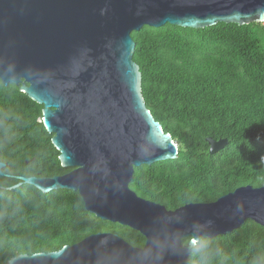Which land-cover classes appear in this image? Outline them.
I'll use <instances>...</instances> for the list:
<instances>
[{
    "label": "water",
    "instance_id": "95a60500",
    "mask_svg": "<svg viewBox=\"0 0 264 264\" xmlns=\"http://www.w3.org/2000/svg\"><path fill=\"white\" fill-rule=\"evenodd\" d=\"M220 21L263 22L264 0H0V79L43 104L60 161L72 167L51 176L20 175L8 188L26 182L44 192L77 190L87 210L146 238L138 246L117 231L98 230L56 250L19 253L7 264H192L200 236L229 233L248 218L264 226V184L176 208L130 185L137 166L179 151L144 99L132 31ZM206 140L211 153L228 142ZM4 166L0 161V173Z\"/></svg>",
    "mask_w": 264,
    "mask_h": 264
},
{
    "label": "trees",
    "instance_id": "16d2710c",
    "mask_svg": "<svg viewBox=\"0 0 264 264\" xmlns=\"http://www.w3.org/2000/svg\"><path fill=\"white\" fill-rule=\"evenodd\" d=\"M132 37L146 104L179 151L176 158L137 166L131 187L176 208L264 184V21L205 27L166 22L143 25ZM42 117V103L0 79V264L98 230L117 231L143 246L140 231L90 212L77 190L44 192L26 182L8 188L20 175L72 168L62 165ZM207 136L228 142L211 153ZM189 258L192 264H264V226L248 218L229 233L202 235Z\"/></svg>",
    "mask_w": 264,
    "mask_h": 264
}]
</instances>
